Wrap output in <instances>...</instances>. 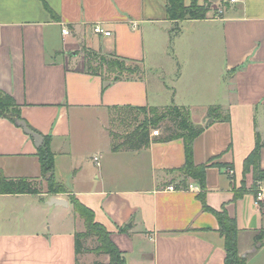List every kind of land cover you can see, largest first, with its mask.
Listing matches in <instances>:
<instances>
[{"label":"crops","instance_id":"obj_1","mask_svg":"<svg viewBox=\"0 0 264 264\" xmlns=\"http://www.w3.org/2000/svg\"><path fill=\"white\" fill-rule=\"evenodd\" d=\"M224 1L218 16L172 21L166 0H0V92L30 129L50 138L54 181L68 191L0 195V264L99 263L85 262L92 253L76 255L75 235L84 227L70 196L93 211L126 264H225L224 240L203 210L199 186L178 188L182 140L150 134L148 148L111 151L109 108L171 106L186 108L204 129L193 142L194 164L217 158L230 167L206 170V205L235 220L245 264H264V239L256 238L264 200L256 204L251 193L264 190V179L255 183L252 167L244 172L257 144L264 171V0ZM96 25L110 36L95 35ZM85 51L140 71L104 82L86 71ZM216 107L228 120L208 123ZM36 153L31 137L0 118L6 178L40 182ZM53 197L68 206H49Z\"/></svg>","mask_w":264,"mask_h":264},{"label":"trees","instance_id":"obj_2","mask_svg":"<svg viewBox=\"0 0 264 264\" xmlns=\"http://www.w3.org/2000/svg\"><path fill=\"white\" fill-rule=\"evenodd\" d=\"M166 12L169 20L180 21L185 19L191 20H203L206 15L197 11L196 0H192V3L188 6L184 5V0H166ZM85 64L88 66V73L92 75L102 76L104 82L110 80L116 76H122L123 74L131 75L135 72H139L137 64L116 56H103L99 59V69H105L106 75L104 76L96 70L91 69L92 64H97V59L91 52L85 51ZM130 65L132 67H130ZM105 89V87L103 88ZM161 109L149 107V108H137V107H112L108 111H113L118 114L117 122L124 124L125 121L132 120L136 117V114L145 113L151 111L154 114ZM208 117L213 122L226 121L228 115L223 116L220 108H211L208 111ZM0 118L8 119L10 122L15 123L16 120H20V113L12 98L0 92ZM133 118V119H132ZM135 120V119H134ZM169 121L173 128H166L165 132L168 135L161 139V142H170L174 140H182L185 149V163L182 168L178 170V174L181 177L178 188H183L189 181L196 183L200 188V199L203 210L212 214L218 222V233L224 240L225 251V264H245V258L241 257L238 251V228L236 222L231 218L226 209L222 208L220 211H214L210 209L204 200V195L201 194L206 188V170L208 168L225 169L230 168L220 164L218 159H212L203 165H195L193 162L192 149L194 140L203 132L204 129L196 128L191 120L190 113L183 107H167L164 108V113L160 117H156L152 120V123H138L136 127L130 132H126L122 135H118L115 132H109L111 140V151L114 153L122 151H140L148 148L152 143L150 138V127L155 128L160 122ZM32 130V129H31ZM37 133L36 131L32 130ZM38 134V133H37ZM43 144L37 149L36 157L38 158L41 178H45L47 182V194H68L66 188L54 181L53 169H54V154L49 148V137H42ZM262 145L257 144L254 151L244 161V172H247L250 167L254 171V182L257 183L264 179V171L258 166L259 150ZM37 181L28 179H8L4 176L0 170V195H23V194H40L37 188ZM258 188L252 190L251 193L256 195ZM246 193L245 187L240 188L238 192L234 194L233 200L236 201L242 195ZM74 214L79 218L84 227V231L75 235V251L76 255L83 253H92L94 255H106L109 257V264H126L122 253L111 242L109 233L100 224L94 220V213L83 204H81L74 197H68ZM94 238L96 240V247L88 250L84 248L83 242L88 238ZM257 242H261L264 239V228L256 236ZM101 264V263H94Z\"/></svg>","mask_w":264,"mask_h":264},{"label":"rangeland","instance_id":"obj_3","mask_svg":"<svg viewBox=\"0 0 264 264\" xmlns=\"http://www.w3.org/2000/svg\"><path fill=\"white\" fill-rule=\"evenodd\" d=\"M201 2L198 3V1L196 0V5H197V11H199L200 13L205 14L206 16H218L220 13V11H222L224 9V7L226 6V2L224 0H200ZM192 3V0H190L189 5ZM163 46L162 44L158 45V47ZM92 55H94V57L97 59V64H92V68L96 70V72L107 76L106 75V71L105 69L100 70L98 67V63H99V59L100 57H103L99 54H94L93 52H91ZM168 64V63H166ZM130 67H132L130 65ZM89 67L86 66V70L88 71ZM139 72H135L133 73L134 75L138 74ZM164 113V109H161L160 111L155 112L154 114H152L151 111H146L145 113H139L136 114V117H133V121L132 120H128L125 121L124 124H120V122H117L118 119V114L116 112L113 111H108V133L113 131L118 135H122L126 132H130L132 131L133 127L135 128L136 125L138 123H152V120L155 119L156 117H160L161 115H163ZM166 128H170L172 129L173 126L169 121H163L160 122L155 128L150 127V134H152L153 131L158 130L159 131V137L160 139L165 138L168 133L165 132ZM37 188L39 190L40 193H47V182L45 178H42L40 182L37 183ZM78 227V225H77ZM80 229L83 230V227L80 226ZM84 248L91 250L94 249L96 247V240L92 237L88 238L87 240H85L83 242ZM87 260L85 261L86 263L90 262L91 260L93 261L94 259H97V261L101 264H109V257L108 256H97V255H90L87 256ZM86 259V258H85ZM89 260V261H88Z\"/></svg>","mask_w":264,"mask_h":264},{"label":"water","instance_id":"obj_4","mask_svg":"<svg viewBox=\"0 0 264 264\" xmlns=\"http://www.w3.org/2000/svg\"><path fill=\"white\" fill-rule=\"evenodd\" d=\"M211 121H212V120L209 119V120H208V123H210ZM15 125H16L18 128H21L22 131H23V133H24L25 135H27V136H29V137H31V138L33 139L34 147H35L36 149H38V148H40V147L42 146V144H43V138H42L39 134L33 132V131L28 127V125L26 124L25 121H23L22 119H20V120H16V121H15ZM48 205H49V206H63V207H67V206H68V203H67L65 200L61 199V198H54V197H53V198H50V199H49V201H48Z\"/></svg>","mask_w":264,"mask_h":264},{"label":"built area","instance_id":"obj_5","mask_svg":"<svg viewBox=\"0 0 264 264\" xmlns=\"http://www.w3.org/2000/svg\"><path fill=\"white\" fill-rule=\"evenodd\" d=\"M93 32L95 35H103L105 37H109L110 36V33L109 32H106L104 31V29L100 26V25H96L93 27ZM62 34L63 35H68V30L67 29H63L62 30ZM152 136H159V131L158 130H155L152 132ZM94 162L96 163V165H98V159L95 158L94 159ZM230 175H232V172H228ZM189 190H199V188L197 187H194L193 185H189L188 187ZM168 191L172 192L174 191V188L172 186L168 187L167 188ZM254 199H255V203L256 204H259L261 201L264 200V190L259 188L256 192V195L254 196Z\"/></svg>","mask_w":264,"mask_h":264}]
</instances>
